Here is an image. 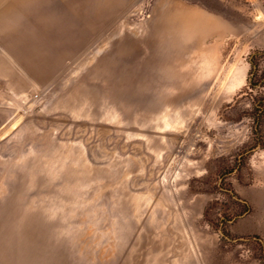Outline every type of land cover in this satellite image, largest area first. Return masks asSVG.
Instances as JSON below:
<instances>
[{
  "label": "rangeland",
  "instance_id": "1",
  "mask_svg": "<svg viewBox=\"0 0 264 264\" xmlns=\"http://www.w3.org/2000/svg\"><path fill=\"white\" fill-rule=\"evenodd\" d=\"M17 1L0 264H264V0Z\"/></svg>",
  "mask_w": 264,
  "mask_h": 264
},
{
  "label": "crops",
  "instance_id": "2",
  "mask_svg": "<svg viewBox=\"0 0 264 264\" xmlns=\"http://www.w3.org/2000/svg\"><path fill=\"white\" fill-rule=\"evenodd\" d=\"M28 1H32L35 2L36 0H28ZM88 1H92L93 4L94 2H96L97 4L101 3V0H88ZM92 4V6H94ZM22 8L21 4L18 3L17 0H0V25L1 27H8L10 25H13L15 20H14V16L15 13L20 12V9ZM96 13V12H94ZM24 14V13H23ZM2 37V38H1ZM0 39L4 40V38L6 37V35L1 36ZM7 37L11 38L13 37V35L8 34Z\"/></svg>",
  "mask_w": 264,
  "mask_h": 264
},
{
  "label": "trees",
  "instance_id": "3",
  "mask_svg": "<svg viewBox=\"0 0 264 264\" xmlns=\"http://www.w3.org/2000/svg\"><path fill=\"white\" fill-rule=\"evenodd\" d=\"M250 64H251L252 69H253V67L255 68V66L258 65V63L255 62V61L253 62L252 59L250 60ZM258 81H259V78H258V79L256 78L255 80L251 81V80H250V77H247V82H248V84H249L250 86H255V85L258 83Z\"/></svg>",
  "mask_w": 264,
  "mask_h": 264
},
{
  "label": "bare ground",
  "instance_id": "4",
  "mask_svg": "<svg viewBox=\"0 0 264 264\" xmlns=\"http://www.w3.org/2000/svg\"><path fill=\"white\" fill-rule=\"evenodd\" d=\"M15 124H16V123H15ZM15 124H14V126H16ZM5 133H7V132H5Z\"/></svg>",
  "mask_w": 264,
  "mask_h": 264
}]
</instances>
